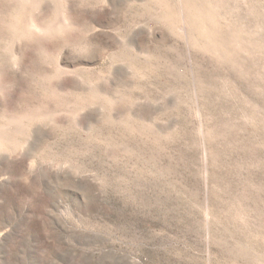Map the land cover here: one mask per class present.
Here are the masks:
<instances>
[{
  "label": "rangeland",
  "instance_id": "obj_1",
  "mask_svg": "<svg viewBox=\"0 0 264 264\" xmlns=\"http://www.w3.org/2000/svg\"><path fill=\"white\" fill-rule=\"evenodd\" d=\"M0 264H264V0H0Z\"/></svg>",
  "mask_w": 264,
  "mask_h": 264
}]
</instances>
